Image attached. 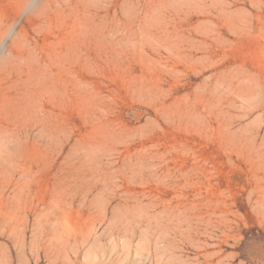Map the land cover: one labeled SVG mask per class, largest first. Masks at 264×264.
Returning <instances> with one entry per match:
<instances>
[{"label": "rangeland", "instance_id": "obj_1", "mask_svg": "<svg viewBox=\"0 0 264 264\" xmlns=\"http://www.w3.org/2000/svg\"><path fill=\"white\" fill-rule=\"evenodd\" d=\"M22 2L2 57L86 54L0 150V264H264V0Z\"/></svg>", "mask_w": 264, "mask_h": 264}, {"label": "bare ground", "instance_id": "obj_2", "mask_svg": "<svg viewBox=\"0 0 264 264\" xmlns=\"http://www.w3.org/2000/svg\"><path fill=\"white\" fill-rule=\"evenodd\" d=\"M37 2L38 0H23L21 5L18 6V14H27L31 10H35L34 8ZM46 3L49 4V1ZM39 8L37 9L42 12ZM44 8L48 7L44 6ZM54 12L60 14L58 9L55 8ZM46 13L47 10L44 9L41 16ZM74 13L75 12H73V14ZM46 15L48 16L49 23L52 22L53 17L48 13ZM55 20L56 22L61 21L58 14ZM41 28L43 29V26ZM13 32V24L6 25L0 29V58H3L2 61H0V150H4L6 153L9 152L8 154L11 156V160L16 161V151L20 144L22 145L23 142L28 143L27 138L30 137V130L33 125H41L40 131H44L45 136H48L52 132L49 123L53 122L55 119V110L47 109L45 106L47 101L42 103L41 100L45 97V99L47 98L52 104L57 103L59 106H62L65 101L69 81H71L67 79L65 75L69 70L68 67L72 65L79 55L83 56L86 52H83L79 47L75 48L73 46L74 49L70 48L69 50L68 48V51H59L58 54H50L49 57L46 56L48 58L47 63L44 62V64H42L39 56L37 57V55H35L36 53L34 54L32 49H30L31 45L28 46L30 48L26 47L28 44H25L26 46L24 47L22 46L23 40L21 37L16 38L14 41L17 50L10 49V51L2 57L4 52L3 49L6 46V40L12 36ZM81 35L84 36L80 33V37H82ZM80 37H78V39ZM86 61L88 62V60ZM92 61V69L93 67L97 68L95 60L92 59ZM73 101L77 106L81 105L82 99L79 92L75 95ZM59 116L60 123H62L63 116L61 113H59ZM24 133L25 136L23 135ZM29 149L30 146L28 145L27 147L26 145V150L28 152L30 151ZM27 168L28 171H30L31 165L28 164Z\"/></svg>", "mask_w": 264, "mask_h": 264}]
</instances>
